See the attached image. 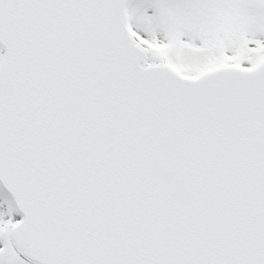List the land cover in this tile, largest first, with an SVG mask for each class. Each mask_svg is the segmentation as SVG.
Listing matches in <instances>:
<instances>
[{
  "label": "snow or ice",
  "instance_id": "obj_1",
  "mask_svg": "<svg viewBox=\"0 0 264 264\" xmlns=\"http://www.w3.org/2000/svg\"><path fill=\"white\" fill-rule=\"evenodd\" d=\"M0 264H264V0H0Z\"/></svg>",
  "mask_w": 264,
  "mask_h": 264
}]
</instances>
